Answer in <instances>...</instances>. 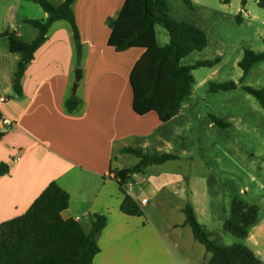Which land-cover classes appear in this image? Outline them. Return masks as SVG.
<instances>
[{"label":"crops","instance_id":"1","mask_svg":"<svg viewBox=\"0 0 264 264\" xmlns=\"http://www.w3.org/2000/svg\"><path fill=\"white\" fill-rule=\"evenodd\" d=\"M49 1L55 6L63 2ZM123 3L75 0L72 10L83 46L79 66L69 24L54 22L25 68L22 96H5L13 92L20 55L11 53L8 40L0 38V162L8 166V173L0 177V223L22 215L55 182L69 195L61 216L78 220L85 234L91 231L93 215L106 217L93 264H204L210 254L183 224L181 209L194 195L189 176L166 172L177 167L179 158L132 176L127 192L140 204L143 216L119 211L122 196L111 171L139 161L121 150L130 147L177 156L162 149L177 147V129L170 124L181 111L167 123L153 112L145 116L133 112L128 77L143 50L118 53L107 46L106 20L116 17ZM22 7L20 0H0V33L15 32L31 42L37 31L24 21L45 20L47 14L18 16ZM76 68H81L82 77L73 95ZM71 97L81 104L68 113L65 102ZM259 221L258 215L251 227ZM250 228L248 240L254 236ZM251 250L264 264V253Z\"/></svg>","mask_w":264,"mask_h":264},{"label":"trees","instance_id":"2","mask_svg":"<svg viewBox=\"0 0 264 264\" xmlns=\"http://www.w3.org/2000/svg\"><path fill=\"white\" fill-rule=\"evenodd\" d=\"M37 4L47 14L45 20L26 19L37 31V37L26 42L15 32H2L0 38L8 40L11 53L19 54L17 70L13 76L12 89L17 96H22L21 78L26 66L33 60L35 51L47 40L49 28L54 22L65 21L69 24L75 49L76 65L82 58V42L77 27L72 4L75 0H63L55 6L49 0H26ZM191 8L190 0H182ZM231 0H223L228 4ZM246 0H241L244 7ZM257 5L264 9V0H257ZM240 14L238 18L240 19ZM106 24L110 30L107 46L115 52H125L137 48L143 53L135 61L128 77L132 92V109L137 116L155 113L161 123L173 119L181 108L183 100L191 95L193 77L191 72L199 67H211L214 61H200L193 66H181L180 61L194 51H201L207 46L204 31L194 24L177 21L169 14L165 0H124L114 18H108ZM156 24L161 25L169 36V42L158 46ZM264 61L263 53L245 50L239 68L246 77L251 67ZM236 88L233 82L212 84L211 92L229 91ZM264 110V86L259 89L244 87ZM81 104L77 97L65 102L68 113L75 112ZM213 123L226 128L218 118ZM3 133L0 132V138ZM121 153L136 156L137 164L122 170H112L122 196L119 211L129 216H142L140 204L126 191L134 174L143 173L149 166L161 165L178 159L171 154H159L137 148H124ZM8 173V166L0 162V177ZM69 205V195L55 182H50L29 208L20 216L0 223V264H93L99 252L97 238L106 225V217L93 215L92 228L85 234L78 220L64 219L61 213ZM184 225L191 228L196 241L202 244L210 254L204 264H263L259 257L247 246L240 244L220 245L199 223L193 206L186 203L181 209ZM259 208L241 200L232 201L229 217L223 222V229L238 239L248 237V229L258 221Z\"/></svg>","mask_w":264,"mask_h":264},{"label":"rangeland","instance_id":"3","mask_svg":"<svg viewBox=\"0 0 264 264\" xmlns=\"http://www.w3.org/2000/svg\"><path fill=\"white\" fill-rule=\"evenodd\" d=\"M165 1L173 19L200 27L207 39L203 50L190 53L180 65L220 58L211 67L191 72V95L183 100L177 120L170 124L177 129V147L162 149L177 154L179 160L176 168H166V172L189 176L194 192L190 204L218 244H240L264 253V110L244 90L264 86V61L254 64L246 77L238 66L245 50L264 52V9L257 0H246L244 7L241 0L228 4L223 0H190L191 8L182 0ZM20 3L23 7L18 16L37 18L42 13L37 4L25 0ZM24 27L30 29L27 24ZM155 32L158 46L169 42L161 25L156 24ZM228 82L235 83L236 88L210 91L212 84ZM5 96L13 98L14 92ZM214 118L227 127L215 125ZM234 199L259 208L260 221L250 228L254 236L249 240L238 239L223 229Z\"/></svg>","mask_w":264,"mask_h":264},{"label":"water","instance_id":"4","mask_svg":"<svg viewBox=\"0 0 264 264\" xmlns=\"http://www.w3.org/2000/svg\"><path fill=\"white\" fill-rule=\"evenodd\" d=\"M74 76H75V83L72 86V93H73V95H74V93L76 91L78 82L81 80V77H82V70H81V68H76L74 70Z\"/></svg>","mask_w":264,"mask_h":264},{"label":"built area","instance_id":"5","mask_svg":"<svg viewBox=\"0 0 264 264\" xmlns=\"http://www.w3.org/2000/svg\"><path fill=\"white\" fill-rule=\"evenodd\" d=\"M2 122L9 124V121L7 119H2Z\"/></svg>","mask_w":264,"mask_h":264}]
</instances>
